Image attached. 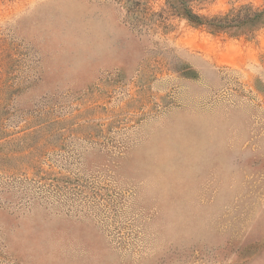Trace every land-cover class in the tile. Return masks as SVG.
I'll use <instances>...</instances> for the list:
<instances>
[{
    "label": "rangeland",
    "instance_id": "obj_1",
    "mask_svg": "<svg viewBox=\"0 0 264 264\" xmlns=\"http://www.w3.org/2000/svg\"><path fill=\"white\" fill-rule=\"evenodd\" d=\"M171 5L0 0V264H264V28Z\"/></svg>",
    "mask_w": 264,
    "mask_h": 264
},
{
    "label": "trees",
    "instance_id": "obj_2",
    "mask_svg": "<svg viewBox=\"0 0 264 264\" xmlns=\"http://www.w3.org/2000/svg\"><path fill=\"white\" fill-rule=\"evenodd\" d=\"M169 1V0H168ZM171 5L176 14L185 18L189 23L196 26H204L212 32H220L233 28L251 26L256 31L264 28V9H254L251 6L243 7L238 15L215 17L208 19L197 15L189 6L187 0H177V3Z\"/></svg>",
    "mask_w": 264,
    "mask_h": 264
}]
</instances>
